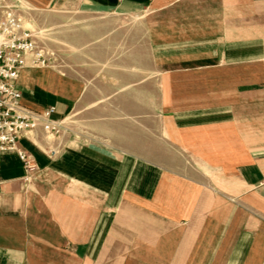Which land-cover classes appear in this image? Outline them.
Returning a JSON list of instances; mask_svg holds the SVG:
<instances>
[{
    "label": "crops",
    "instance_id": "0c3cea01",
    "mask_svg": "<svg viewBox=\"0 0 264 264\" xmlns=\"http://www.w3.org/2000/svg\"><path fill=\"white\" fill-rule=\"evenodd\" d=\"M17 1L134 17L144 48L122 79L105 49L20 70L67 123L19 136L30 176L2 157L0 264H264V0Z\"/></svg>",
    "mask_w": 264,
    "mask_h": 264
},
{
    "label": "rangeland",
    "instance_id": "374dc122",
    "mask_svg": "<svg viewBox=\"0 0 264 264\" xmlns=\"http://www.w3.org/2000/svg\"><path fill=\"white\" fill-rule=\"evenodd\" d=\"M20 8L25 11L27 25L37 45L50 57L48 66L61 72L70 69L81 76L79 72L86 66L93 68L94 50L105 49L108 56L103 58L102 69L117 68L119 71L114 75L122 79L126 75L124 70L129 68L126 55L131 49L144 48L136 18L128 15L31 10L24 4ZM111 61L114 64L111 65ZM61 134H47L46 138L60 141Z\"/></svg>",
    "mask_w": 264,
    "mask_h": 264
},
{
    "label": "built area",
    "instance_id": "2783aa9c",
    "mask_svg": "<svg viewBox=\"0 0 264 264\" xmlns=\"http://www.w3.org/2000/svg\"><path fill=\"white\" fill-rule=\"evenodd\" d=\"M17 0H0V187L1 163L6 153H16L30 176L35 163L30 155L17 146L23 132L41 127L47 134L56 136L63 131L62 119L52 117L54 105L33 110L20 104L21 92L16 80L22 68L48 66L50 57L33 38L31 29L19 13ZM50 154L56 148H49Z\"/></svg>",
    "mask_w": 264,
    "mask_h": 264
}]
</instances>
